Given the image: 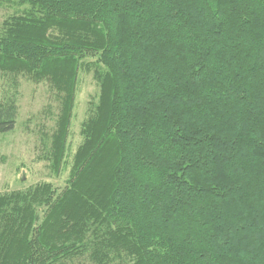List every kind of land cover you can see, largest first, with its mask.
Instances as JSON below:
<instances>
[{
  "label": "trees",
  "instance_id": "16d2710c",
  "mask_svg": "<svg viewBox=\"0 0 264 264\" xmlns=\"http://www.w3.org/2000/svg\"><path fill=\"white\" fill-rule=\"evenodd\" d=\"M0 73L99 94L62 190L0 194V264H264V0H0ZM0 104V135L15 129Z\"/></svg>",
  "mask_w": 264,
  "mask_h": 264
},
{
  "label": "rangeland",
  "instance_id": "374dc122",
  "mask_svg": "<svg viewBox=\"0 0 264 264\" xmlns=\"http://www.w3.org/2000/svg\"><path fill=\"white\" fill-rule=\"evenodd\" d=\"M22 8L3 4L0 26ZM90 69L82 68L71 114L64 164L55 172L49 160L51 134L56 129L60 104L49 83L36 84L27 76L0 73V104L13 103L17 112L15 129L0 135V194L49 183L62 190L69 178L74 153L82 142L81 125L92 113L99 94Z\"/></svg>",
  "mask_w": 264,
  "mask_h": 264
}]
</instances>
